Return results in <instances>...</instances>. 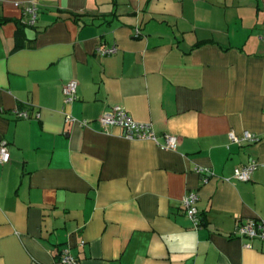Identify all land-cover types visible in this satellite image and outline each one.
I'll return each instance as SVG.
<instances>
[{
	"label": "crops",
	"instance_id": "1",
	"mask_svg": "<svg viewBox=\"0 0 264 264\" xmlns=\"http://www.w3.org/2000/svg\"><path fill=\"white\" fill-rule=\"evenodd\" d=\"M0 16V264H61V249L77 264H264L263 242L233 234L264 220V0H0ZM113 105L177 146L101 125ZM244 131L259 140H230Z\"/></svg>",
	"mask_w": 264,
	"mask_h": 264
},
{
	"label": "built area",
	"instance_id": "2",
	"mask_svg": "<svg viewBox=\"0 0 264 264\" xmlns=\"http://www.w3.org/2000/svg\"><path fill=\"white\" fill-rule=\"evenodd\" d=\"M24 14L27 16L26 22L33 24L36 19V5L31 2L23 7ZM140 30L135 29L134 35L139 36ZM116 51L115 46L98 47L97 52L101 55L112 54ZM63 104H69L77 98V81L71 79L64 83L61 88ZM16 118H27L29 114L27 111L16 109L12 111ZM66 122H75L76 119L69 114L65 116ZM98 122L103 126L117 125L119 126L123 134L128 138L138 139H151L158 143L160 146L167 149H174L177 146L178 139L176 136L164 133L163 141L159 142L156 137L155 131L150 123L137 122L132 119L129 113L120 105H113L108 110L103 111L97 118ZM80 125H87L88 120L82 119L76 121ZM229 138L232 142L242 143L255 142L259 140V137L250 131H244L241 136H237L235 133L230 132ZM10 159L8 145L5 141H0V164L8 162ZM256 168L254 162L242 167H236L233 171V178L238 181H248L251 178L252 172ZM198 172H209L207 169H197ZM198 196L195 191L187 192L181 201L186 215L192 221L195 227H198L201 223V217L198 214L196 207ZM234 236L244 238V246L250 245V241L259 240L264 243V220L258 218H245L239 220L233 230ZM58 261L61 264H77L78 261L68 249H61L58 254Z\"/></svg>",
	"mask_w": 264,
	"mask_h": 264
},
{
	"label": "trees",
	"instance_id": "3",
	"mask_svg": "<svg viewBox=\"0 0 264 264\" xmlns=\"http://www.w3.org/2000/svg\"><path fill=\"white\" fill-rule=\"evenodd\" d=\"M8 19L0 16V24L6 22ZM26 23L24 22H17V30L15 32V40L16 45L15 48L23 46V39H24V28L26 27Z\"/></svg>",
	"mask_w": 264,
	"mask_h": 264
}]
</instances>
